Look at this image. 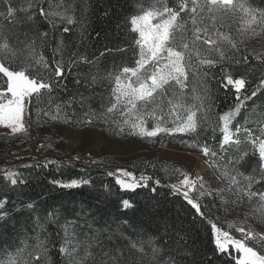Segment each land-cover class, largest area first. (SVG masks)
<instances>
[{"label":"snow or ice","instance_id":"1","mask_svg":"<svg viewBox=\"0 0 264 264\" xmlns=\"http://www.w3.org/2000/svg\"><path fill=\"white\" fill-rule=\"evenodd\" d=\"M132 8L123 27L135 34L134 66L113 65L112 70L102 71L101 58L128 49L105 47L98 56L88 54L89 0H21L18 7L13 0H0V125L12 135L25 132L34 107L38 124L41 119L84 127L99 122L114 134L140 139L179 135L181 144L199 149L224 186L210 188L202 176L190 178L175 168L166 171L182 179L167 187L189 207L194 223L199 219L205 230L210 229L214 257L228 255L234 264H264V71L249 94V76L258 69L247 67L244 75L235 78L229 70L231 65L247 66L249 55L264 64V52L246 47L255 40L264 48V8L252 0H175L174 6L167 0H151L148 5L132 0ZM5 21L24 29L15 33L16 46L5 35ZM226 26L229 30L223 31ZM69 33L70 37L65 35ZM218 65L220 87L234 93V104L216 113L213 123L215 103L209 81ZM66 75L72 77L71 91ZM241 115L243 122L237 120ZM209 130L214 139L217 132L221 134L218 149L201 142L202 133ZM253 159L250 171L244 170ZM107 176L114 178L121 192L149 188L151 182L155 193L161 183L119 167ZM3 178L12 186L26 183L8 169ZM49 183L72 189L92 181ZM102 188V198L107 199L112 187ZM7 204V198L0 199V223L9 220L13 211L24 210L29 216L17 234L19 243L0 248V264H197L186 234L170 232V225H165L162 235L144 238L135 233L133 238L123 230L127 221L115 228L107 220L99 224L100 217L83 207L79 211L50 207L42 215L35 201L12 210ZM245 204L248 210H243ZM120 205L133 206L128 199ZM214 210L225 216L243 211V216L221 222Z\"/></svg>","mask_w":264,"mask_h":264},{"label":"trees","instance_id":"2","mask_svg":"<svg viewBox=\"0 0 264 264\" xmlns=\"http://www.w3.org/2000/svg\"><path fill=\"white\" fill-rule=\"evenodd\" d=\"M167 2L169 6L175 4V0H167ZM143 3L148 5L151 0H143ZM252 3L255 6L264 8V0H252ZM20 4L21 0H13L14 6L18 7ZM105 11L108 12L107 16L104 15ZM132 12V0H89L88 54L98 56L101 51H104L105 47L115 48L119 46L128 49L126 53L106 54V58H101L100 67L102 71L112 70L113 65L119 67L134 66L135 60L132 48L134 47L135 34L123 27L125 19ZM76 15H80L79 10ZM230 23L229 20L226 25ZM117 24L121 25L119 30ZM43 27H46V25ZM222 30L228 31L229 29L226 26ZM22 31L24 29L19 24L13 25L5 21V35L9 36L10 42L14 46H16L15 33ZM97 33H99V36H97ZM65 35L70 37L72 34ZM246 47L249 51L255 49L258 53L263 52L258 42L251 43L248 41ZM81 51H84V49L82 48ZM44 54L51 58L49 50L45 49ZM244 54L248 53L245 52ZM247 67L258 69L256 75L249 76L250 84L247 85V88L250 94L252 85L258 82L257 77L261 71H264V64L249 55L247 66L231 65L229 70L235 78L244 75ZM83 70L87 71V68L85 67ZM212 72L215 74V78L210 79L209 85L215 103L212 113L213 123H215L216 113H223L233 106L234 93L220 87V81L217 79L222 77L219 65L212 69ZM65 80L68 89L73 90L72 77L66 75ZM61 95L63 98H67L63 94ZM251 103L249 102V107H251ZM93 107H98V105L94 103ZM252 118L255 119L254 116ZM237 120L243 122V115L237 117ZM26 121L24 145L23 147L16 146L17 149L14 154L8 153V149L13 145L8 144V141L14 142L17 136L0 135V147L3 148L0 152V199L7 198L8 204L6 207L8 210H12L14 207L23 208L25 203L31 201L36 202V210L42 215L50 207H61L65 210L74 208L76 211L83 207L86 211L90 210L92 214L100 217L99 224H103L107 220L115 228L123 221H127L128 224L122 226L123 230L126 234L132 235L133 238H135V233L142 234L144 238L149 235H162L165 225H170V232L180 231L186 234L189 246L195 250L197 264H208L210 257L212 258L211 264H234V261L228 255L213 256L212 249L214 245L211 241L210 229L205 230V226L200 224L199 219L194 223L189 207L184 205L181 197L173 195L171 189L167 187V185L175 183L178 176H176L177 174L170 175L166 171V169H174L171 166L175 165L172 162L164 161L161 155L159 156V151L151 153L147 156L148 158L142 157L138 161H132L131 165L125 168L133 171L136 176L143 173L151 176L153 181L159 179L161 183L156 186L157 191L155 193L151 191V187L155 185L150 182L149 188H138L135 192H121L118 186L115 185L114 178L107 176L108 171H115V169L75 162L63 156L62 148H57L60 144L63 145L61 139L63 130L79 131L91 128L104 134L109 139L108 135L113 132L111 127L99 122L88 127L79 124L69 125L62 122L49 121L45 123L43 119L38 124L34 107L31 108V117L26 118ZM212 137L213 134L210 130L207 133H202L201 142H207L213 149H218L221 134L217 132L216 138ZM169 139L177 144L180 143L181 137L177 135L175 138L171 137ZM184 139H187V137H184ZM48 161L54 163L44 167ZM253 163L254 159L248 161L244 170L250 171ZM6 169L19 173L26 183L16 186L7 183L3 178ZM80 178L90 179L92 181L91 185L64 189L49 183L53 179L67 182L71 179ZM104 184L110 185L113 190L107 199L102 198V186ZM122 199L130 200L133 206L123 209L120 205ZM213 214L215 216L218 213L214 210ZM66 215L72 216L74 212H66ZM28 216L27 211H13L9 220L0 223V248L13 245L14 242L19 243L17 234L28 224L26 219ZM6 259L7 257H5Z\"/></svg>","mask_w":264,"mask_h":264},{"label":"rangeland","instance_id":"3","mask_svg":"<svg viewBox=\"0 0 264 264\" xmlns=\"http://www.w3.org/2000/svg\"><path fill=\"white\" fill-rule=\"evenodd\" d=\"M249 42L254 43L257 41L250 40ZM262 50L264 52V48ZM62 133L63 145L60 144L57 148L63 149V156L78 163L84 162L107 169L128 168L132 161H138L142 157L148 158L147 156L151 153L159 151V156L161 155L164 161L174 163L175 166H171L172 168H179L188 173L190 178H195L197 175L202 176L207 186L213 189L224 186L223 182L216 178L218 174L215 170L205 163L206 158L199 150L189 149L181 143L175 144L168 136L162 135L156 138L140 139L127 134L117 135L111 132L108 139L104 134L91 128L79 131L66 129ZM0 135L17 136L14 142L8 141V144H13L8 149V153L14 154L17 149L16 146L23 147L26 131L12 135L10 129L0 125ZM2 149L0 147V152ZM92 161H96V163H92ZM176 176L178 177L175 183H178L182 177L178 174ZM248 208L247 204L243 206V210H248ZM217 215L220 216L221 222H224L242 218L243 211L233 212L228 216H225L222 212ZM249 223H252V221H249ZM253 226L255 227V225ZM257 230L260 229L257 228Z\"/></svg>","mask_w":264,"mask_h":264},{"label":"bare ground","instance_id":"4","mask_svg":"<svg viewBox=\"0 0 264 264\" xmlns=\"http://www.w3.org/2000/svg\"><path fill=\"white\" fill-rule=\"evenodd\" d=\"M202 169V167L200 168V170ZM199 170V169H198Z\"/></svg>","mask_w":264,"mask_h":264}]
</instances>
